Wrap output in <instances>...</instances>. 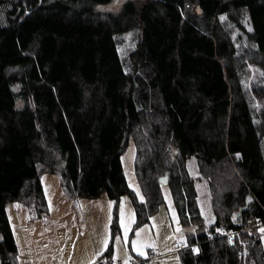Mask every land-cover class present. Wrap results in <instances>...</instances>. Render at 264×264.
Here are the masks:
<instances>
[{
	"label": "trees",
	"instance_id": "16d2710c",
	"mask_svg": "<svg viewBox=\"0 0 264 264\" xmlns=\"http://www.w3.org/2000/svg\"><path fill=\"white\" fill-rule=\"evenodd\" d=\"M110 3L0 0V264L16 254L5 205L48 212L42 173L57 174L69 202L111 200L113 237L119 198L132 230L147 223L166 170L180 264H264V0H127L103 12ZM129 140L138 194L121 164ZM189 158L207 187V226ZM249 216L258 227L245 229Z\"/></svg>",
	"mask_w": 264,
	"mask_h": 264
},
{
	"label": "rangeland",
	"instance_id": "374dc122",
	"mask_svg": "<svg viewBox=\"0 0 264 264\" xmlns=\"http://www.w3.org/2000/svg\"><path fill=\"white\" fill-rule=\"evenodd\" d=\"M124 1L127 0H111L109 5L100 7L105 13L113 12ZM219 21L229 32L234 45H240L238 51H245L247 45L241 41L240 33L236 31L239 27H246L245 19L241 16L239 27L227 17H220ZM130 38L131 41L134 40L132 33H126L122 45L132 46L129 43ZM248 66L251 67L250 72L257 71V67ZM133 157L134 144L129 140L121 154V164L127 185L138 194L133 174ZM171 159L173 161V157ZM186 168L195 179L199 213L207 226L213 220V215L206 184L198 177L193 158L186 161ZM40 182L48 208V212L42 217H33L28 207L17 201L5 205L6 217L16 246L13 264H93L94 253L100 248L104 250L109 242L112 256L118 257L114 260L121 263L136 257H145L147 252L151 251L156 256L149 264H180L177 250L185 246L186 241L184 233L180 231L171 194L166 185L161 186L163 203L159 213L161 217L163 214L169 216V219H163V226L154 228L145 224L132 230L130 222L133 219V210L129 198L123 195L118 200V232L111 237V201L104 194L93 199L79 198L69 202L62 194L57 174L42 173Z\"/></svg>",
	"mask_w": 264,
	"mask_h": 264
},
{
	"label": "built area",
	"instance_id": "2783aa9c",
	"mask_svg": "<svg viewBox=\"0 0 264 264\" xmlns=\"http://www.w3.org/2000/svg\"><path fill=\"white\" fill-rule=\"evenodd\" d=\"M245 225H246L245 229L255 228L259 226V224L256 223V220L252 216L246 218ZM221 235L225 237H231L232 232L221 230ZM210 239L211 237L208 236V240ZM155 256L156 255L153 252L149 251L147 252L145 257L133 258V259H129L126 263H121L114 259L107 260L106 257L104 256V250H103L95 255L93 264H149V261L155 258Z\"/></svg>",
	"mask_w": 264,
	"mask_h": 264
},
{
	"label": "crops",
	"instance_id": "0c3cea01",
	"mask_svg": "<svg viewBox=\"0 0 264 264\" xmlns=\"http://www.w3.org/2000/svg\"><path fill=\"white\" fill-rule=\"evenodd\" d=\"M109 200V199H108ZM111 201V200H110ZM72 202V201H71ZM161 206V205H160ZM160 206H159V208H160ZM111 208H112V201H111ZM111 208H110V214H111ZM132 208V207H131ZM159 208H158V210L155 212V214L154 215H152L151 217H150V219H149V221L147 222V223H145V224H148L149 226H153L154 228H160L161 227V225L163 226V219L164 220H166V221H168V219H169V216H165L164 214H163V217H161V215H160V213H159ZM109 218H110V215H109ZM131 218H133V212H132V214H131ZM213 221V220H212ZM211 221V222H212ZM132 222H133V219L131 220V222H130V226H132ZM210 222V223H211ZM145 224H143V225H145ZM143 225H141V226H139V227H142ZM138 227V228H139ZM181 231V230H180ZM175 250V249H174ZM101 251H103L102 250V248H100V249H98V252H95L94 254L96 255V254H98L99 252H101ZM111 253V252H110ZM109 259H111V260H113V259H117L118 257L117 256H112V253L109 255Z\"/></svg>",
	"mask_w": 264,
	"mask_h": 264
},
{
	"label": "water",
	"instance_id": "95a60500",
	"mask_svg": "<svg viewBox=\"0 0 264 264\" xmlns=\"http://www.w3.org/2000/svg\"><path fill=\"white\" fill-rule=\"evenodd\" d=\"M172 162V159L170 160ZM169 178V171H165L161 176H159L158 181L162 185H166Z\"/></svg>",
	"mask_w": 264,
	"mask_h": 264
},
{
	"label": "snow or ice",
	"instance_id": "6c2138e0",
	"mask_svg": "<svg viewBox=\"0 0 264 264\" xmlns=\"http://www.w3.org/2000/svg\"><path fill=\"white\" fill-rule=\"evenodd\" d=\"M142 254V253H141Z\"/></svg>",
	"mask_w": 264,
	"mask_h": 264
}]
</instances>
